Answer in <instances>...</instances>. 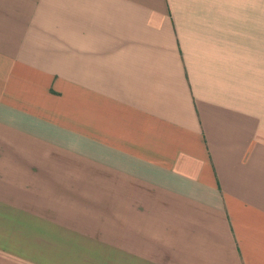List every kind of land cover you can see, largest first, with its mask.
<instances>
[{
    "label": "crops",
    "instance_id": "crops-1",
    "mask_svg": "<svg viewBox=\"0 0 264 264\" xmlns=\"http://www.w3.org/2000/svg\"><path fill=\"white\" fill-rule=\"evenodd\" d=\"M0 264H264V0H0Z\"/></svg>",
    "mask_w": 264,
    "mask_h": 264
}]
</instances>
